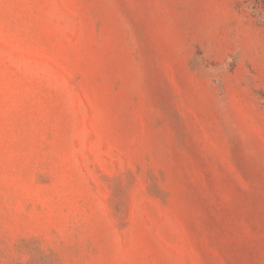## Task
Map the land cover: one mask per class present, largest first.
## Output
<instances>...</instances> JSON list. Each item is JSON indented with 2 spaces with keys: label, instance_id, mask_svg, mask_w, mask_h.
Instances as JSON below:
<instances>
[{
  "label": "rangeland",
  "instance_id": "374dc122",
  "mask_svg": "<svg viewBox=\"0 0 264 264\" xmlns=\"http://www.w3.org/2000/svg\"><path fill=\"white\" fill-rule=\"evenodd\" d=\"M0 264H264V0H0Z\"/></svg>",
  "mask_w": 264,
  "mask_h": 264
}]
</instances>
